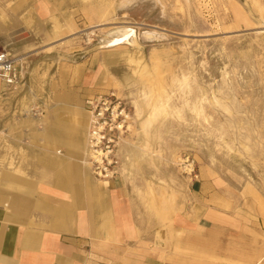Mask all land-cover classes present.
<instances>
[{
    "label": "rangeland",
    "instance_id": "obj_1",
    "mask_svg": "<svg viewBox=\"0 0 264 264\" xmlns=\"http://www.w3.org/2000/svg\"><path fill=\"white\" fill-rule=\"evenodd\" d=\"M25 2L26 27L0 35L25 70L24 85L0 89L2 136L73 105L71 120L91 124L89 168L97 176L98 118L108 177L124 179L145 228L184 236L174 224L186 218L192 236H224L221 255L209 246L194 261L264 264V0H44L40 16ZM156 103L165 111L151 116ZM199 202L215 224L204 232Z\"/></svg>",
    "mask_w": 264,
    "mask_h": 264
},
{
    "label": "crops",
    "instance_id": "obj_2",
    "mask_svg": "<svg viewBox=\"0 0 264 264\" xmlns=\"http://www.w3.org/2000/svg\"><path fill=\"white\" fill-rule=\"evenodd\" d=\"M22 3L0 0L3 37L26 27ZM35 4L37 16L50 8L44 0ZM74 109L56 106L45 120H24L17 136L0 131V264H201L193 259L207 256L209 246L221 255L224 236H192L197 226L186 218L174 224L184 236L145 228L123 178H97L80 150L59 145L64 130L84 144L77 120L87 115L76 110L73 122ZM207 208L199 202L193 209L201 232L215 226L204 220Z\"/></svg>",
    "mask_w": 264,
    "mask_h": 264
},
{
    "label": "built area",
    "instance_id": "obj_3",
    "mask_svg": "<svg viewBox=\"0 0 264 264\" xmlns=\"http://www.w3.org/2000/svg\"><path fill=\"white\" fill-rule=\"evenodd\" d=\"M18 58H22V60H18ZM23 57L20 56H15L11 54L10 52L6 50H0V85H5L7 87L11 88H18L21 84H25V78H24V63H23ZM1 89V87H0ZM99 119L98 118H93L92 119V126L93 130L90 132L91 142H93L92 148L93 152H95L94 155L99 154L101 157V162H95L94 159H92V163L95 164V174L97 175L96 177H101V178H109L108 177V166L111 164L109 159L107 158V154L102 152V148L98 146V143L100 142V134L97 131L98 129V124H99ZM97 128V129H96ZM98 151L100 153H98ZM109 153V151H106ZM101 173L102 175H100Z\"/></svg>",
    "mask_w": 264,
    "mask_h": 264
},
{
    "label": "bare ground",
    "instance_id": "obj_4",
    "mask_svg": "<svg viewBox=\"0 0 264 264\" xmlns=\"http://www.w3.org/2000/svg\"><path fill=\"white\" fill-rule=\"evenodd\" d=\"M123 32V31H122ZM115 34V33H114ZM128 33H126V32H123V33H121L120 34V37H124V36H126ZM123 39V38H122ZM125 39V38H124ZM123 39V40H124ZM125 41V40H124ZM119 42H123L122 40H120V39H115L114 41H113V43H119ZM112 43V44H113ZM18 60H21V59H19L18 58ZM2 85V84H1ZM162 100H163V98H162ZM215 100V99H214ZM161 101V100H160ZM165 101V100H164ZM159 102V101H158ZM162 102V101H161ZM160 104V103H159ZM162 104H163V102H162ZM165 105V104H164ZM198 105V104H197ZM196 108V107H195ZM151 109V108H150ZM200 109V108H199ZM198 109V110H199ZM164 109H163V107L161 106V105H158L157 103L154 105V107H153V109H152V112H151V114L150 113H148V115L150 114L151 116H155L156 114H159L160 112H162ZM196 110V109H195ZM197 110V111H198ZM203 110V109H202ZM165 111V110H164ZM149 112V111H148ZM202 113V112H201ZM55 114H57V113H55ZM197 114V113H196ZM200 114V113H199ZM160 115V114H159ZM148 117V116H147ZM148 118H150V117H148ZM148 118H146V119H148ZM154 118V117H153ZM90 119H91V117H90ZM87 120H89V119H85L83 116H81V117H79L78 118V120L77 121H80L79 122V127H78V132H79V129L80 128H82V135H83V137H84V139H85V136H87L86 135V131H87V129L89 128V122L87 121ZM150 120V119H149ZM149 120H146V121H149ZM43 121V120H42ZM62 121V120H61ZM83 121H85V124H83ZM92 121V120H91ZM151 121V120H150ZM90 126H91V124H90ZM59 128L60 127H62V126H58ZM72 132H69V133H66V131L64 130V132L62 131L61 133H60V135L61 136H63L64 138H65V140H63V141H60L59 142V145H66V146H68V147H70V148H75V149H77V150H80L81 152H82V158H81V163H82V165L83 166H85L86 168L88 167L89 168V163L87 162V159H86V151H85V144H83V146L82 147H80V145L78 144L79 142H77V141H75V139L73 140V138H72V136L74 135V134H71ZM88 133V132H87ZM90 135V132H89V134H88V136ZM67 137V138H66ZM77 140V139H76ZM80 141V140H79ZM81 143V142H80ZM85 143V142H84ZM61 147V146H60ZM59 147V148H60ZM98 153H100L99 151H98ZM91 155V154H90ZM92 159H94V161L95 162H101V157H100V155L99 154H97L96 156L95 155H92ZM98 157H99V159H98ZM92 164V163H91ZM84 171V170H83ZM100 175H102L101 173H99Z\"/></svg>",
    "mask_w": 264,
    "mask_h": 264
}]
</instances>
